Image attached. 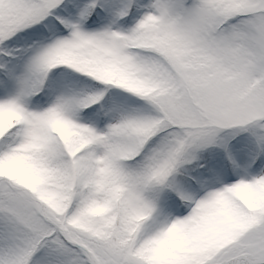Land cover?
I'll return each mask as SVG.
<instances>
[{
	"label": "snow or ice",
	"instance_id": "snow-or-ice-1",
	"mask_svg": "<svg viewBox=\"0 0 264 264\" xmlns=\"http://www.w3.org/2000/svg\"><path fill=\"white\" fill-rule=\"evenodd\" d=\"M0 264H264V0H0Z\"/></svg>",
	"mask_w": 264,
	"mask_h": 264
}]
</instances>
